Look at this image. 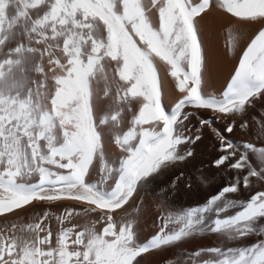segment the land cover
Wrapping results in <instances>:
<instances>
[{
    "label": "snow or ice",
    "instance_id": "obj_1",
    "mask_svg": "<svg viewBox=\"0 0 264 264\" xmlns=\"http://www.w3.org/2000/svg\"><path fill=\"white\" fill-rule=\"evenodd\" d=\"M213 7L260 25L220 96L203 90L197 19ZM228 45L230 51L236 46L231 31ZM157 61L168 67L181 94L170 110L162 103ZM109 69L116 108L100 115L95 85L103 79L104 96L109 95ZM259 99H264V0H0V216L33 202L62 201L98 214L91 227H60L55 239L44 223L48 213L27 226L28 236L15 235V226L0 231V264H139L145 254L205 232L229 241L264 237V190L245 200L227 195L249 188L251 178L264 182V147L237 145L215 128L223 153L216 167L246 174L203 206L163 218L160 230L144 242L134 219L114 217L149 177L192 155L180 147L200 139L185 134L186 109L232 117L225 129L232 133L236 117ZM123 105L133 114L128 129L118 132ZM256 123L264 135V114ZM200 124L212 127L213 121ZM106 126L121 153L115 160L105 153ZM240 127L249 124L242 120ZM93 170L95 182L89 179ZM229 210L235 211L223 215ZM74 215L81 211L70 207L56 219L63 225ZM97 223L103 225L99 230ZM206 252L211 257L196 264H264V239Z\"/></svg>",
    "mask_w": 264,
    "mask_h": 264
},
{
    "label": "bare ground",
    "instance_id": "obj_2",
    "mask_svg": "<svg viewBox=\"0 0 264 264\" xmlns=\"http://www.w3.org/2000/svg\"><path fill=\"white\" fill-rule=\"evenodd\" d=\"M197 19L206 67L203 90L206 94L220 96L234 74L243 50L259 30L260 25L237 21L216 7ZM230 31L236 36V46L231 51L228 45ZM157 67L161 77L162 103L165 105L166 110H170L181 94L176 88L174 79L168 74V67L159 61H157ZM30 75L36 76L37 74L30 73ZM108 75L111 82L113 76L110 69ZM48 83L50 84L51 81L49 80ZM105 87L103 79L95 85L97 111L100 115L114 111L116 108V83L111 82L108 84L109 95L107 97L104 96ZM123 106L125 111L121 116L122 123L118 129H115L118 132L128 129L131 116L139 107L138 103L132 102L133 112H129L126 105ZM186 111L190 113V116L185 121V134L193 138L199 135L200 139L180 147L184 152L190 150L192 155L149 177L138 188L132 200L124 208L114 213L117 221L128 219L136 221L135 231L140 242L146 241L160 230L163 218L169 215L175 217L189 209L203 206L210 198L217 195L224 186L233 182L237 175L246 174V170L244 173H238L237 170L228 169L225 166L216 167L215 161L223 153L220 140L213 128L237 145L252 143L257 147H264V135L258 133L256 123V120H259L264 114V99L256 100L255 105L250 107L243 117H236V126L232 133L225 131L228 124L232 123V117L225 119L218 117L211 110L204 109L188 108ZM203 119L212 120V127H202L200 121ZM242 120L248 122V128L240 127ZM104 133L106 156L110 160H115L121 153L111 140L108 126L104 128ZM249 159L253 166L259 170L261 165L256 156L250 153ZM89 179L91 182L98 179L95 170L91 172ZM261 190H264V182L251 178L249 188H242L238 193L227 195L232 199L245 200ZM70 207L81 211V215H74L61 225L56 218L58 216L63 217ZM85 207L87 206L70 201L53 204L34 202L28 207L26 206L21 210L0 217V231H12L13 226H15V235L28 236L27 226L39 222L44 214L48 213V219L44 223L51 228L55 239V234L62 226L75 225L78 231L86 226H92V221L96 219L98 214L83 213L82 209ZM234 211L229 210L228 213L223 215L232 214ZM212 219L213 216L210 215L207 223H211ZM261 224L264 225V221H261ZM102 226L99 223L95 225L97 230L101 229ZM170 227L176 226L170 225ZM41 235H44V233H41ZM260 239H264V237L253 234L240 240L229 241L217 234L205 232L171 247L145 254L138 258V261L139 264H196L198 260L211 257V254L206 252L209 248L245 247L256 243ZM198 251L201 252L200 257L195 256Z\"/></svg>",
    "mask_w": 264,
    "mask_h": 264
},
{
    "label": "rangeland",
    "instance_id": "obj_3",
    "mask_svg": "<svg viewBox=\"0 0 264 264\" xmlns=\"http://www.w3.org/2000/svg\"><path fill=\"white\" fill-rule=\"evenodd\" d=\"M33 203H34V202H33ZM30 205H32V204H30ZM30 205H27V207L30 206ZM19 210H21V209H19ZM16 211H18V210H16ZM16 211H14V212H16ZM12 213H13V212H12ZM9 214H11V213H9ZM6 215H8V214H6ZM6 215H5V216H6ZM0 217H2V216H0Z\"/></svg>",
    "mask_w": 264,
    "mask_h": 264
}]
</instances>
